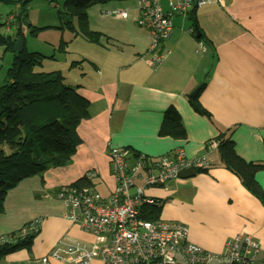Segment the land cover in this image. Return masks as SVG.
<instances>
[{
  "label": "crops",
  "instance_id": "1",
  "mask_svg": "<svg viewBox=\"0 0 264 264\" xmlns=\"http://www.w3.org/2000/svg\"><path fill=\"white\" fill-rule=\"evenodd\" d=\"M111 15L124 28L110 27L101 34L105 41L88 43L90 54L79 56L84 62L69 83L89 102L75 153L64 166L26 178L5 195L0 238L30 223L39 232L29 250L8 254L0 264H42L39 259L59 242L92 243L64 218L55 193L94 171L90 184L107 196L115 186L109 147L147 158L175 150L205 158L207 168L194 176L146 190L163 201L160 219L183 224L186 240L211 253L234 235L250 236L264 253V203L223 167L216 148L225 132L241 159L264 163V0H216L195 10V25L188 15L176 16L163 44L170 54L156 70L141 60L150 44L147 32ZM193 99L208 117L193 109ZM168 107L179 114L184 138L158 135ZM254 178L264 192V170Z\"/></svg>",
  "mask_w": 264,
  "mask_h": 264
},
{
  "label": "built area",
  "instance_id": "2",
  "mask_svg": "<svg viewBox=\"0 0 264 264\" xmlns=\"http://www.w3.org/2000/svg\"><path fill=\"white\" fill-rule=\"evenodd\" d=\"M216 0H136V24L149 35L150 44L141 56L152 70L160 66L169 54L163 44L172 30V17L187 16L192 9ZM110 14V13H108ZM126 18L128 10L113 11ZM127 148L109 147L107 155L115 186L103 196L90 184L96 177L87 171V185L60 187L55 198L64 206V218L94 238L93 244L59 242L39 259L42 264H264V253L258 242L247 235L229 238L222 250L211 253L186 240L183 224L162 220H147L143 208L159 202L146 195L149 188L163 187L178 180L186 168L206 169L205 158L189 159L182 150L155 158L130 155ZM161 201V200H160ZM37 229L36 223L17 231L19 237ZM0 238V242H5ZM89 246V247H88Z\"/></svg>",
  "mask_w": 264,
  "mask_h": 264
},
{
  "label": "trees",
  "instance_id": "3",
  "mask_svg": "<svg viewBox=\"0 0 264 264\" xmlns=\"http://www.w3.org/2000/svg\"><path fill=\"white\" fill-rule=\"evenodd\" d=\"M47 1L52 3L58 0ZM61 1L62 11L57 9V14L69 30L74 32L70 22L74 17L78 22L80 35L87 42L99 45L101 34L87 29V11L91 6L108 0ZM29 2L30 0H19L20 8L13 26V35L4 37L0 34V45L4 47V51H10L13 55L0 86V215L3 213L7 191L18 182L69 162L80 142L77 127L82 120L88 118L89 102L76 92L77 87L66 83V77L60 71L38 70L40 58L44 57L36 58V54L25 50L22 30L27 23L26 8ZM195 10L187 13L194 25ZM175 17L174 15L172 20ZM14 18L9 16L8 22ZM19 37L23 40V49L17 52L14 45ZM59 48L62 49V45ZM82 62L84 60L72 62L70 69ZM191 104L196 112L208 117L207 111L194 99ZM158 135L184 138L180 116L173 107L164 111ZM216 142L223 167L238 177L242 185L264 203V192L254 178L257 172L264 170V163H247L241 159L234 150L230 134L219 133ZM130 155L135 157L140 154L131 151ZM195 170L197 172L202 169ZM72 184L88 183L82 178ZM163 205V201L159 200L157 204L144 207V217L151 221L160 218ZM38 232L37 228L23 237H19L17 231L5 236V242H0V258L20 250H29Z\"/></svg>",
  "mask_w": 264,
  "mask_h": 264
},
{
  "label": "rangeland",
  "instance_id": "4",
  "mask_svg": "<svg viewBox=\"0 0 264 264\" xmlns=\"http://www.w3.org/2000/svg\"><path fill=\"white\" fill-rule=\"evenodd\" d=\"M19 8V0H0V34L2 36L8 37L13 35V26L16 24L15 19L17 20L16 16ZM136 8L135 0H108L105 3L93 5L87 11V29L102 34L104 30L110 29V27L116 30L124 28V24L121 25L118 22H111L109 18L112 16L113 11L124 10H128V15L122 19H128L127 21L130 25L139 28L136 24ZM57 9L62 11L61 0L52 3L47 0H30L26 8V25L28 24V26H26L27 28L23 27L24 30H22L24 31V47L28 53L36 54V58L44 57L40 58L41 65L38 67V70L43 72L60 71L66 77V83L69 84L74 80V69L78 67L76 66L70 69V64L74 61L81 60L79 56L88 57L90 54V46L88 44L89 42L86 41L87 39L80 35L77 20L74 17L70 19L74 32L70 31L67 25H65L64 20L59 18ZM108 13L110 14L108 15ZM9 16L15 17L10 23L8 22ZM9 28L12 29L9 30ZM140 30L144 31L142 29ZM101 39L106 40L105 36ZM60 45H62V49L59 48ZM168 52L170 54L169 50ZM167 57L161 62L162 64ZM12 58V52L4 51V47L0 45V86L4 82L5 72L10 67ZM142 61H144L143 58ZM101 192L104 193L105 191ZM186 230L188 233L187 227ZM93 241L91 244H93ZM95 260L92 264H99V261L97 262Z\"/></svg>",
  "mask_w": 264,
  "mask_h": 264
},
{
  "label": "water",
  "instance_id": "5",
  "mask_svg": "<svg viewBox=\"0 0 264 264\" xmlns=\"http://www.w3.org/2000/svg\"><path fill=\"white\" fill-rule=\"evenodd\" d=\"M26 26L27 25L25 24V27ZM198 35L199 34L197 33V37H198ZM22 49H23V40L21 37H19V38H17V40L15 42L14 50L18 52V51H22ZM197 91H198V88L191 93L190 97L194 98L195 95L197 94ZM194 175H195V171L192 168H186L180 172L179 178L186 179V178H190Z\"/></svg>",
  "mask_w": 264,
  "mask_h": 264
},
{
  "label": "clouds",
  "instance_id": "6",
  "mask_svg": "<svg viewBox=\"0 0 264 264\" xmlns=\"http://www.w3.org/2000/svg\"><path fill=\"white\" fill-rule=\"evenodd\" d=\"M194 170V169H193ZM195 171V170H194ZM180 179V178H179Z\"/></svg>",
  "mask_w": 264,
  "mask_h": 264
}]
</instances>
